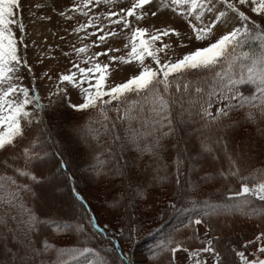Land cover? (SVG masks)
Segmentation results:
<instances>
[{
  "label": "snow or ice",
  "instance_id": "obj_1",
  "mask_svg": "<svg viewBox=\"0 0 264 264\" xmlns=\"http://www.w3.org/2000/svg\"><path fill=\"white\" fill-rule=\"evenodd\" d=\"M116 3L81 0L69 11L83 22L59 11L78 37L63 52L72 67L45 70V58L38 56V75L28 58L20 0H0V264H144L126 254L120 241L134 243L142 230L136 214L147 187L140 183L145 155L151 157L154 181L174 185L166 207L177 220L171 232L154 240L151 264H264V229L244 250L227 235L238 216L264 222V0H132L119 11H93ZM165 10L182 18L189 33L171 19L162 27L142 26ZM219 27L226 30L217 36ZM121 33L127 41L122 48L109 39ZM172 36L179 48L189 49L175 59V49L164 40ZM105 44L106 50L93 51ZM112 64L138 70L115 83ZM53 77L45 105L36 81ZM70 88L79 90L81 102H71ZM65 100L84 117L73 131L88 146L89 170L119 180L113 206L124 210L127 225L122 221L111 236L108 225L101 228L88 215V202L69 171L66 142L46 119L48 108ZM237 125L253 126L256 143L250 138L246 145L235 144L229 133ZM210 181L222 191L205 198L202 185ZM62 186L68 187L72 216L53 214L55 191ZM49 191L51 201L43 195ZM71 233L77 234L73 246L53 242L55 235ZM96 234L108 239L107 247L93 243ZM249 247L256 251L246 254Z\"/></svg>",
  "mask_w": 264,
  "mask_h": 264
},
{
  "label": "trees",
  "instance_id": "obj_2",
  "mask_svg": "<svg viewBox=\"0 0 264 264\" xmlns=\"http://www.w3.org/2000/svg\"><path fill=\"white\" fill-rule=\"evenodd\" d=\"M67 103L68 101L65 100L59 106L48 108V115L46 119L49 120L54 129L60 133L58 138L66 142V159L70 161L69 171L74 174L77 191L82 196L84 195V190L88 186H100L101 197L98 202H100L101 205H105L112 211L115 223L119 227L121 226L122 221L125 225H127V217L122 215L124 210L113 206V195L119 190V180L117 179L113 182L111 177L97 176L89 170L88 162L90 155L88 146L80 141L73 131V129L82 122L84 117L81 113L68 108ZM229 134L237 145H246L250 138L253 143H256L257 133L253 126L237 125L230 130ZM168 156L169 154L165 153L164 159L166 162L170 163L171 161L168 159ZM150 161L151 157L149 155H145L140 162L142 169L140 183L147 185L144 197L142 198L144 202L139 205V212L136 214L137 224L142 226V230L135 236L134 243L128 241L127 239H123L120 241V244L124 252L126 254H131L132 258L133 255L137 253L142 255L151 263L149 257L152 255L150 250L155 247L154 240H158L163 233L171 232L177 223V220L176 213L172 209L166 207L172 200L174 185L171 183V180L165 182L164 184H161L159 181H154L152 168L148 167ZM170 171H174V169H171ZM9 174H11V170H9ZM203 174V172L199 173V175ZM191 178L196 180L198 179V176L193 175ZM202 188L207 194L205 198L217 196L219 192L222 191V186L215 181L203 184ZM60 189L65 190V193L68 194V187L62 186ZM39 194L40 193L38 191V195ZM84 199L88 202V207L90 209L88 215L94 216L95 221L101 227V219L98 215L96 204L86 198ZM38 203L43 204V201H38ZM55 207L56 209L53 212L54 215L59 212L61 216L65 214L72 216L67 203L60 204ZM61 208L62 211H60ZM77 219H79V216H77ZM84 222L87 223V217H85ZM262 229H264V222H262L259 217L246 218L238 216L235 218L234 224L230 223L227 235L230 237L231 241L236 243V246L240 250H244V244L248 240L254 239V237L258 235ZM109 236H111L110 233ZM125 236L127 237V232H125ZM199 236L202 237L200 234ZM53 242L58 247L73 246L77 242V234H58L54 236ZM189 242L196 243L194 240H190ZM93 243H95L99 248H104L108 246V239L100 234H96ZM254 251H256L254 247H249L246 254L250 255Z\"/></svg>",
  "mask_w": 264,
  "mask_h": 264
},
{
  "label": "rangeland",
  "instance_id": "obj_3",
  "mask_svg": "<svg viewBox=\"0 0 264 264\" xmlns=\"http://www.w3.org/2000/svg\"><path fill=\"white\" fill-rule=\"evenodd\" d=\"M37 2L43 3L47 7L43 10H39L36 8ZM81 0H20L22 6V16L24 18V23L27 28L28 36L26 40L28 41V58L29 62L34 65L33 71L38 75L41 74L42 66L37 62V57L45 58V65L43 66L46 69L58 70L59 72H64L66 69H70L72 64L68 57L63 55L64 51H71L69 45L76 44L78 41V37L72 34L71 25L68 21L58 15V12L63 10L68 13V15H76L78 19L83 22L84 17L80 16V14L69 11V9L73 8L74 5L80 3ZM132 0H117V3L114 8H106L103 4L98 8H94L93 11L97 14L100 12L107 11H119L121 7L130 6ZM154 4H158L159 0H153ZM31 9V12H30ZM243 10V9H242ZM32 12H35L39 16H45V14L51 17V20L44 19L38 20L35 16L32 15ZM19 18V17H18ZM254 18V17H253ZM103 19V18H101ZM171 19L172 23L181 30L182 33H189L188 26L182 18L174 16L170 10H165L162 15H160L159 19H149L142 23L144 25H151L155 23L156 26H163V21ZM72 24L75 21L71 22ZM103 23H107V21H103ZM232 21H230V24ZM67 28V31L65 29ZM116 31H120L119 28H116ZM223 27H219L217 29V36L224 32ZM82 35V34H81ZM64 37L61 40V37ZM113 41L116 46L123 47V43L127 42L124 39V34L121 33L119 37L109 38ZM165 42H168L172 45L173 49H175V55H172V58L175 59L177 55L187 52L189 49L187 48H179L177 46V38L172 36L171 38H164ZM187 42V41H185ZM90 43V41H89ZM79 46V45H77ZM107 44L101 46V48L93 49V51H101L107 49ZM194 46H202L200 42H196ZM163 55V54H162ZM55 57V59H52ZM74 60L75 57L73 56ZM101 60L108 62L105 57H101ZM150 59V58H149ZM113 75L111 76V81L115 83L126 81L132 74H134L138 69L134 66L129 65H119L112 64L111 65ZM74 70V69H73ZM55 82V77H53V81L41 80L37 79L36 85L37 89L40 91L42 96V102L45 105L49 104L47 97V93L51 88L52 84ZM25 84H30V79H26L24 81ZM69 95L71 97L72 103L81 102V97L79 95L78 89H69ZM84 198L87 200L94 202L98 209V215L101 219V227L104 225H108V232L112 235L119 226L115 223V218L112 211L106 207L105 205H101L100 197H101V189L98 185H90L83 192ZM45 197L48 200H52V192L49 191L44 193ZM69 200L68 194L65 193V190L57 189L55 191V203L52 211L54 212L56 207L60 204L67 203ZM42 201V200H41ZM206 231V227L204 225L199 226V234L204 237ZM209 238H211V234H209ZM178 257L183 258L186 256L185 253H177ZM133 259L136 261H144V264H151L147 261L142 255L135 254L133 255ZM211 264V262H210Z\"/></svg>",
  "mask_w": 264,
  "mask_h": 264
},
{
  "label": "bare ground",
  "instance_id": "obj_4",
  "mask_svg": "<svg viewBox=\"0 0 264 264\" xmlns=\"http://www.w3.org/2000/svg\"><path fill=\"white\" fill-rule=\"evenodd\" d=\"M231 26L230 22H229V27ZM224 28V27H223ZM224 30H226V28H224Z\"/></svg>",
  "mask_w": 264,
  "mask_h": 264
}]
</instances>
